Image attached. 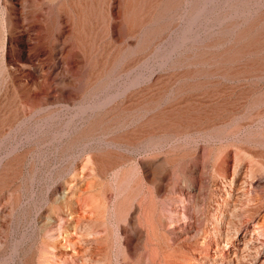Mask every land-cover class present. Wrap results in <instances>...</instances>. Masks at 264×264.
<instances>
[{
	"label": "rangeland",
	"instance_id": "obj_1",
	"mask_svg": "<svg viewBox=\"0 0 264 264\" xmlns=\"http://www.w3.org/2000/svg\"><path fill=\"white\" fill-rule=\"evenodd\" d=\"M253 233L264 0H0V264H235Z\"/></svg>",
	"mask_w": 264,
	"mask_h": 264
},
{
	"label": "bare ground",
	"instance_id": "obj_2",
	"mask_svg": "<svg viewBox=\"0 0 264 264\" xmlns=\"http://www.w3.org/2000/svg\"><path fill=\"white\" fill-rule=\"evenodd\" d=\"M63 222L65 223L66 220L64 219ZM59 224L60 223H58L56 225L59 226ZM51 226H52V224H51ZM54 228H55V226H54ZM54 234H56V236H57L56 238H58L60 236L59 232L58 233H54ZM234 239H236V237H234ZM262 250H264V235L260 237V236H256L255 233H253L251 237H249L248 239H246L244 241V243H243V245L241 247L240 246L236 247V251L233 254V261L235 262V264H238V263H244L248 258L250 259L251 257L253 259H255L257 257V255L260 254V252ZM254 263H256L255 260H254Z\"/></svg>",
	"mask_w": 264,
	"mask_h": 264
}]
</instances>
